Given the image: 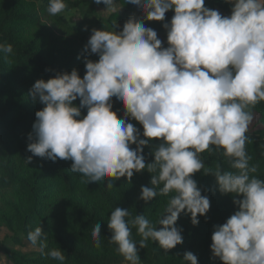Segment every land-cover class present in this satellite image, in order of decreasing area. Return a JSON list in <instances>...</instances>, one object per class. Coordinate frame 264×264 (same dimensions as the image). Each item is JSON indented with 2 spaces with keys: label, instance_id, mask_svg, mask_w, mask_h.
<instances>
[{
  "label": "clouds",
  "instance_id": "9594fccd",
  "mask_svg": "<svg viewBox=\"0 0 264 264\" xmlns=\"http://www.w3.org/2000/svg\"><path fill=\"white\" fill-rule=\"evenodd\" d=\"M94 2L114 10L115 0ZM226 2L230 16L206 7L205 0H127L143 19L130 17L120 32L92 29L84 51L99 59L85 57L83 78L73 69L40 79L29 91L33 102L44 105L28 135L33 156L70 160L72 173L87 177L88 184L108 181V189L113 180L131 181L134 173L147 171L151 186L141 187L140 199L169 197L155 224L121 207L111 212L109 242L128 264H141L138 249L149 239L165 253L181 245L183 229L176 225L182 213L190 215L193 226L208 213L210 200L193 179L201 170L215 177L219 192L232 195L237 207L225 223L213 226L212 258L221 264H264V180L252 175L258 169L249 165L246 152L252 109L264 102V0ZM66 7L65 0H48L46 11L55 16ZM169 11L174 15L163 23L168 45L163 47L145 21L163 22ZM12 52L11 44L0 43L5 60ZM112 98L122 104L123 118L111 110ZM81 109H87L83 118ZM129 118L142 125L144 138ZM153 141L158 142L154 159L146 163L143 150ZM213 150H222L231 171L206 167L200 154ZM133 228L141 237L138 244ZM92 237L99 248V223ZM27 240L64 264L60 248L45 252L47 233L41 225L28 232ZM183 261L198 264L192 252H185Z\"/></svg>",
  "mask_w": 264,
  "mask_h": 264
},
{
  "label": "trees",
  "instance_id": "16d2710c",
  "mask_svg": "<svg viewBox=\"0 0 264 264\" xmlns=\"http://www.w3.org/2000/svg\"><path fill=\"white\" fill-rule=\"evenodd\" d=\"M115 2L125 14H134L135 6L127 4V0ZM65 3L66 9L52 16L46 11L48 0H0V43L7 42L13 47L7 60L0 54V190H10L0 194V227L11 233L0 244V252L8 264H60L42 255L38 248V251L25 254L14 249L30 245L28 232L41 225L47 233L45 252L60 248L66 257L64 264L128 263L116 251L117 246L109 242L112 232L108 228V219L115 207H121L129 210L133 217L145 215L151 223H156L169 197L157 195L149 202L140 199L141 187L151 186V174L143 171L134 173L131 181L123 177L113 180V188L108 189V181L88 184L87 177L72 173L70 160L52 162L27 151L35 113L44 107L38 100L33 102L29 95L32 86L40 79L47 81L57 73H70L73 69L82 78L86 74L85 57L94 62L99 59L84 51L91 30L118 29L115 26L122 20L120 15L113 13L105 21L92 19L69 23L65 13L80 9L85 3L71 0H65ZM205 6L225 14L231 13L232 7L226 0H205ZM173 15L174 12L169 11L163 22L145 21V26L157 34L164 33L163 23L170 22ZM85 26L87 30H84ZM163 40L167 47V33ZM73 103L78 107L80 101L77 99ZM112 104L111 110L117 118H123L124 112L113 98ZM252 111L264 125V102L258 103ZM86 114L87 109H81V118ZM246 135L250 138L246 143V152L251 157L249 165H256L258 169L252 175L264 180V129L248 131ZM157 143L153 141L144 148L146 163L153 161L151 152ZM28 157H32L30 163ZM200 157L213 172L217 165L223 170H232L222 150L206 151ZM193 179L201 194L210 200L208 213L198 217L196 226L192 225L190 215L182 213L176 226L183 229V243L165 253L149 239L147 247L138 249L141 264H186L183 261L185 252H192L198 258V264H221L218 258H212L210 250L213 226L225 223L237 209L232 195L219 192L213 175H205L201 170ZM96 223L101 226L99 248L92 237ZM132 239L137 244L141 239L135 228Z\"/></svg>",
  "mask_w": 264,
  "mask_h": 264
},
{
  "label": "rangeland",
  "instance_id": "374dc122",
  "mask_svg": "<svg viewBox=\"0 0 264 264\" xmlns=\"http://www.w3.org/2000/svg\"><path fill=\"white\" fill-rule=\"evenodd\" d=\"M71 1H84V5L80 9H75L72 11H69L65 13V16L67 18V21L69 23H79L83 22L86 20H92V19H101V20H107L110 15L113 13H116L122 17V20L117 23L118 29H113L110 28L108 31H116L120 32V28L123 27L125 22L130 18V17H143L141 11L135 6V11L133 15H127L123 12L122 8L120 7L119 4L116 2L114 3V10L112 11H105L106 10V5L103 3L101 4H96L94 0H71ZM229 4V3H228ZM230 5V4H229ZM224 16H230L231 13L225 14L223 12H220ZM167 32L164 33H158V39L162 41V46H164V37ZM90 38V37H89ZM83 78V77H82ZM114 102L116 105L120 107V109L124 112L122 104H120L115 98H113ZM129 123H132L141 133V138H144L142 133H143V127L140 125L138 122L132 119H128ZM264 129V125H261L256 118H254L252 124L249 126L248 131H262ZM1 156V152H0ZM10 190H0V194H6L9 193ZM237 209V207H236ZM231 216V215H230ZM11 236V233L8 229L5 227H0V244L7 239L8 237ZM17 251H20L22 253H31L38 251V249L31 247L30 245L26 244L24 247L21 246H16L14 248ZM0 264H8L4 255L0 252ZM122 264H128V263H122Z\"/></svg>",
  "mask_w": 264,
  "mask_h": 264
}]
</instances>
